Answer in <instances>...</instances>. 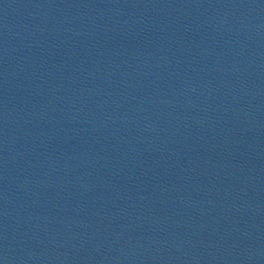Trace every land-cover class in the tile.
Listing matches in <instances>:
<instances>
[{"label": "water", "instance_id": "95a60500", "mask_svg": "<svg viewBox=\"0 0 264 264\" xmlns=\"http://www.w3.org/2000/svg\"><path fill=\"white\" fill-rule=\"evenodd\" d=\"M0 264H264V0H0Z\"/></svg>", "mask_w": 264, "mask_h": 264}]
</instances>
